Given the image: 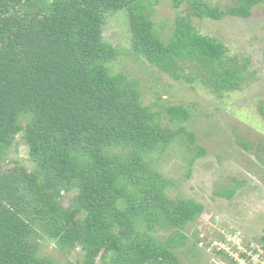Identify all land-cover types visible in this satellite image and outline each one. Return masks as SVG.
Segmentation results:
<instances>
[{
    "label": "trees",
    "instance_id": "trees-1",
    "mask_svg": "<svg viewBox=\"0 0 264 264\" xmlns=\"http://www.w3.org/2000/svg\"><path fill=\"white\" fill-rule=\"evenodd\" d=\"M157 2L0 0V264H57L39 254L43 241L66 255L77 250V264H181L182 229L203 206L167 194L172 182L153 155L177 135H191L183 125L191 114L179 104L144 105L134 80L110 73L116 50L102 36L105 13L127 11L135 55L217 96L239 88L245 65L228 64L224 45L199 33L188 15L176 16L163 38L151 19ZM263 2L218 8L170 0L210 19L247 17ZM161 116L176 128L163 126ZM19 134L31 168L17 160L4 166ZM164 229L170 233L160 236Z\"/></svg>",
    "mask_w": 264,
    "mask_h": 264
},
{
    "label": "rangeland",
    "instance_id": "rangeland-1",
    "mask_svg": "<svg viewBox=\"0 0 264 264\" xmlns=\"http://www.w3.org/2000/svg\"><path fill=\"white\" fill-rule=\"evenodd\" d=\"M208 2L218 8L233 4V0ZM185 15L199 33L224 45L227 58L233 59L228 64L245 65L239 88L217 96L199 83L175 80L135 55L124 9L105 13L102 36L116 50L110 73L134 80L144 105L162 109V105L179 104L190 111L183 125L191 135H177L163 152L153 155L156 167L172 182L167 194L203 206L202 213L182 229L187 240L177 250L180 263L230 264L226 248L234 244L236 236L257 244L263 243L264 236V117L259 109L264 110V2L254 5L247 17L210 19L189 15L184 4L173 8L170 0H158L151 19L154 29L166 38L175 17ZM161 123L176 128L165 116ZM198 149L203 154L191 161ZM15 160L28 168L34 161L21 134L6 154L4 166ZM230 189V197L222 194ZM169 233L164 229L158 234ZM222 250L226 253H220ZM39 254L57 264H65L67 259L77 264L75 260L80 258L77 250L66 255L50 241L41 243ZM95 264L103 263L97 258Z\"/></svg>",
    "mask_w": 264,
    "mask_h": 264
},
{
    "label": "built area",
    "instance_id": "built-area-1",
    "mask_svg": "<svg viewBox=\"0 0 264 264\" xmlns=\"http://www.w3.org/2000/svg\"><path fill=\"white\" fill-rule=\"evenodd\" d=\"M226 252L224 251L229 258H232L233 264H264V248L262 244L252 241L244 242L239 236L235 237L234 244L226 248ZM229 260L231 261V259Z\"/></svg>",
    "mask_w": 264,
    "mask_h": 264
}]
</instances>
